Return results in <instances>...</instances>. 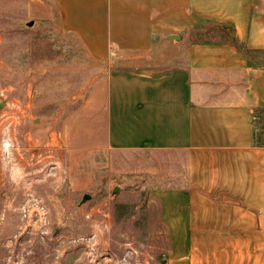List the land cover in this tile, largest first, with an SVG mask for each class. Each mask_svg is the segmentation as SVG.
Listing matches in <instances>:
<instances>
[{"label": "crops", "instance_id": "crops-1", "mask_svg": "<svg viewBox=\"0 0 264 264\" xmlns=\"http://www.w3.org/2000/svg\"><path fill=\"white\" fill-rule=\"evenodd\" d=\"M51 4L104 66L67 132L156 173L169 264H264V0Z\"/></svg>", "mask_w": 264, "mask_h": 264}, {"label": "rangeland", "instance_id": "rangeland-1", "mask_svg": "<svg viewBox=\"0 0 264 264\" xmlns=\"http://www.w3.org/2000/svg\"><path fill=\"white\" fill-rule=\"evenodd\" d=\"M76 41L51 0H0V264H169L156 173L67 132L104 71Z\"/></svg>", "mask_w": 264, "mask_h": 264}, {"label": "water", "instance_id": "water-1", "mask_svg": "<svg viewBox=\"0 0 264 264\" xmlns=\"http://www.w3.org/2000/svg\"><path fill=\"white\" fill-rule=\"evenodd\" d=\"M30 23L32 24L33 22H30ZM118 189H119V186H115V190H118ZM89 198H91V195L90 194H85L83 200L86 201Z\"/></svg>", "mask_w": 264, "mask_h": 264}]
</instances>
